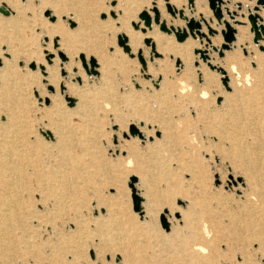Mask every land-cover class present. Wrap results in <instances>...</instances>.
<instances>
[{
    "label": "rangeland",
    "instance_id": "rangeland-1",
    "mask_svg": "<svg viewBox=\"0 0 264 264\" xmlns=\"http://www.w3.org/2000/svg\"><path fill=\"white\" fill-rule=\"evenodd\" d=\"M22 1L17 23L10 17L15 16L14 13L7 16L0 13V79L3 80L0 123L9 112L21 123L29 124L30 140L38 138L45 144L53 143L52 132L47 126L48 121L56 119L50 95L56 94L63 102L62 108L71 109L73 105H68L64 84L80 83V75H72L76 67L55 71V84L47 81L41 66L35 70L36 62L48 63L45 55L51 54L47 53V46L57 47L49 43V37L58 39V32H62L73 46V57L87 80L98 81L99 72L94 69L97 55L105 54L113 59L114 48L125 56V65L130 70L126 77L113 73L108 94L99 99V106L82 130L75 131L76 119L70 117L73 123L68 142L60 149L59 156H53V159L65 157L68 162L69 178L60 182L63 192L53 198V203L64 205V208L55 214L49 213L43 209L49 201L39 200L36 192L31 194V199L19 195L7 197L4 204L3 200L0 202V208H5V212L0 211V264H126L125 261L130 259L161 260L153 254L157 247L153 244L155 237L151 235L166 236L171 227L182 233L181 215L190 208L191 199L203 197L199 188L220 193L217 196L225 202L226 214L232 215L235 212L233 199L249 188L244 178H250L255 172L264 181V39L256 44L253 42L247 20V9L252 11L255 0H223L222 7L220 1V20L213 16L207 0H198V6L208 15L205 20L210 28L202 37H195L199 45L190 51L189 70L179 57L152 55L145 39L140 41L136 56V52L130 53L124 28L142 34L146 26L138 15L148 11L153 0ZM236 3H240V9ZM162 4L167 17L173 18L166 11L163 0ZM193 8V0L191 4L185 0L177 9L190 12ZM46 11L54 16L53 20ZM260 11L264 13V10ZM232 12H235L233 18L230 17ZM187 18L198 20L200 15ZM261 18L264 19V14ZM261 18L257 20L258 24H262ZM234 20H241V23H234ZM186 22L183 20L185 29ZM226 23L235 29V33L237 26L247 27L248 42L240 47L239 58L249 56L250 59L241 71L249 68L251 86L258 88L255 100L245 112L235 115L234 123L221 110L223 94L233 92V85H228V76L234 73L225 70V66H229L225 54L235 49L231 47L235 33L228 47H222L220 31L225 29ZM209 30L215 33H208ZM158 31L167 35L166 31L159 28ZM172 36L179 43L175 35ZM118 38H125L127 52L118 45ZM143 48H148L144 58L141 56ZM85 57L88 64H85ZM138 57L143 59L145 68L142 69ZM2 59L8 62L3 69ZM161 60L168 66L167 74L159 68L146 70L148 64L161 67ZM64 61L66 59L62 57L61 62ZM113 62L117 67L118 61ZM31 63L34 69L30 67ZM91 70L95 72L91 73ZM227 72L225 87L222 77ZM161 77L170 83L169 89H159ZM241 78V84L234 87L244 93L251 86ZM179 90H183L181 95L199 99L197 108L186 98L177 96ZM130 126L135 127L141 137L129 135ZM145 130L151 132L146 134ZM163 132L166 136L161 139ZM123 133L128 134L127 137H123ZM8 141L9 138L0 133V143L7 144ZM128 143L135 148L128 150ZM13 146L20 148L15 140ZM36 151L39 162L47 163L46 151ZM134 189L141 198L140 206L146 192L152 191L155 198L158 197L151 213L141 211L139 215L134 212ZM31 202L38 204L34 212L29 211ZM130 215L132 223L129 222ZM240 215L243 221L235 225L234 233L244 237L248 231H244L243 224L262 217V213L254 205L252 209L242 210ZM226 217L220 218L222 225H226ZM216 219L210 218L209 226ZM162 220L167 229L162 226ZM152 228L155 229L153 233ZM227 231V228L222 230L223 233ZM206 234V239L210 240L212 232ZM203 246L207 248L204 254L209 255L211 245L207 242ZM228 252L220 245L217 264H264L254 255L241 260L235 253Z\"/></svg>",
    "mask_w": 264,
    "mask_h": 264
},
{
    "label": "bare ground",
    "instance_id": "bare-ground-1",
    "mask_svg": "<svg viewBox=\"0 0 264 264\" xmlns=\"http://www.w3.org/2000/svg\"><path fill=\"white\" fill-rule=\"evenodd\" d=\"M2 1L3 3L0 5H3L9 11V14H15V16L13 15L10 17L12 22L17 23V19L20 18L22 12V0ZM26 1L28 0H24V2ZM163 1L165 7L166 5H169L173 11V14H171L173 18L169 19L167 17L163 9L162 0H153V4L149 10L142 11L146 12V14L150 17V26L146 27L142 34L131 31L129 28L125 27V36L127 39L126 45L129 46L130 53L134 54L136 52V56L139 52L138 49L140 48V41L145 39V42L151 48L150 52L152 55L159 54L163 58H166L168 55H171L172 58L179 57L182 61H184L185 67H187L186 69L189 70L187 62L189 59H191L189 56L190 51L192 48L195 49L199 45V42L195 37H202V35H205V30L210 28L205 20L208 18V15L204 11V8H200L198 6V0H193L194 8L190 12L185 9L183 11L181 9H177L184 4L185 0ZM220 1L222 2L220 5L222 7L225 2L223 0H219V3ZM261 6H258L259 9L256 12L259 19L264 14L263 11H260L264 10ZM156 13L159 19L158 23L153 22L154 15ZM176 15L179 18H177ZM189 15H192L195 18L200 15V18L198 20H195L194 18L188 20L187 16ZM56 18L58 20V17ZM180 18L185 20V22L188 20L186 25L190 20L196 21L199 23V27L194 28L192 33H190L188 32V28L185 29L183 26V20ZM163 20H165V22ZM262 20L263 21L261 23L264 26V19ZM160 23H164L166 28L169 29V32H166L167 35L158 31ZM170 27L173 29H170ZM182 31L187 33L186 37L184 38L185 40L182 42L178 41L179 43H176L172 34L175 35V32ZM58 34V39H54L52 36V38L49 37V43L57 45L56 48H52L50 45L47 46L46 51L48 54H51V56L45 55V57H47V62L49 64H41L38 61L35 64V70L41 66L43 68L42 73L45 75L47 81L51 84H55V80H57L55 71L61 69L63 71H69L70 69L76 67V71L75 73H72V75H75V77L76 75H80V83L66 82L64 84V93L67 95L66 98L71 97L74 99L71 109L62 108L64 106L61 99L58 98V96L54 93L50 95L51 101L54 102L56 119L55 121H48L47 126L52 132V136L54 138L53 143L48 145L40 141L38 138L30 140L28 136L32 133V131L29 128V124L21 123L19 120L15 119L13 114L9 112H7L4 121L0 123V133L9 138V141L6 142L7 144L0 143V202L2 203L3 200L4 204V199L7 200V197L13 198L19 197V195H25L27 199H31V194L36 192L38 193L36 196L39 200L46 199L49 201L47 202V206L43 207V209H46L49 213L54 214L62 210V207L64 208V205L53 203V198L56 196V194L58 195L59 192H63V186L60 187V182L63 183V179L69 177L67 175V158L58 157L57 159H53V156H59L60 149H62L64 144L68 142V136L72 132L71 123H73L71 122L70 117L73 116L76 119V122H74L75 131L82 130L83 127L88 123L87 120H89L91 113L99 106V99L102 96L108 94V84L113 73L118 72L123 77H126L127 70H130L127 69L125 65V56L120 54L118 50L114 48L113 59L106 56L105 54L97 55L96 67L94 69L99 72L98 81L94 83L93 80H87L79 68L78 61H76V59L73 57V46L65 40L63 37L64 34L62 32H58ZM246 42H248L246 25L237 26L235 40L231 44V47L234 46L235 49H232L230 52L225 54V60L229 64L227 68L225 66V70L229 69L234 73L233 75L228 76L227 72V75L225 74V78L228 76V85H233V92L230 94H223L221 110L223 113H225L226 117L228 116L232 123H234L233 119L235 118V115H238L240 112H245L258 95V88H256V85L251 86L250 69L248 68L244 70V72L241 71V67L247 64L248 59H250L249 56L239 58L240 47ZM147 49L148 48L141 49V56L143 58L147 54ZM13 56L14 54L11 52V58H13ZM62 57L66 59V61L61 62ZM84 59L85 64H88V58L85 57ZM114 60L118 61L117 67L114 66ZM2 62L3 65L1 69L7 67L8 65V62L5 59H2ZM161 62L162 64L158 63V65L161 64V67L158 66L157 68H154V66L157 64H148L146 70L154 71L155 69L159 68L163 74H167L169 72L168 66L165 63V60H161ZM222 64L225 65L223 62ZM241 77H243L246 85L251 86L250 88L246 89V92L244 93H240V91L234 87L235 85L241 84L239 82ZM160 79L159 89H169L171 87L170 83L166 79L163 77ZM2 84L3 80L1 78L0 86H2ZM53 90L56 92V88ZM179 92L180 93H176L177 96L180 98H186L188 103H190L194 108H197L199 99L189 95H181L183 90H179ZM217 92L222 93L220 91ZM238 102H241L242 105H239L241 103L238 104ZM220 130L221 129H219V131ZM150 132L151 131L145 130L146 134ZM165 136L166 135L163 132L161 139ZM14 140L19 142L20 148L16 149L13 146ZM127 147L128 150L131 148L134 149L135 145L130 146L128 143ZM36 150L46 151L45 154L48 156L47 163L45 162L44 164L39 162V157L36 155ZM244 180L245 185L249 186V188L248 190H243L240 196H237L233 199V202H235V212L232 215H230L229 212L226 214V204L224 201L220 200V197L217 196L220 193H216L215 191L207 192L204 188H199L200 193H203V197L199 196V198L191 199L189 202L190 208H188V210L181 215L184 226L182 233L177 231L178 229L176 227H171L170 232L166 235L168 237L158 233L151 235L155 237L156 241L153 244L157 247L154 249L153 254L161 260L154 259L153 261L151 260L147 262V260H128L127 258L128 261L124 260L125 263L217 264L218 248L220 245H224L226 250L229 251L228 254L231 253L234 255L235 253V255L241 260H244L247 256L254 255L264 262V181L261 179L259 173L256 174L255 172L251 173L250 178L245 177ZM153 194L154 192L149 191L146 192L144 196H142L143 201L141 203V211H143L144 214L151 213V211L154 209V204L158 201V197L155 198V194ZM32 202L30 204L29 211L34 212L36 211L38 204ZM254 205L257 207L258 211L262 213V217H257L246 221L243 226L245 227L244 231L248 232L244 234V237L236 236L234 233L236 231L234 229L235 225H240L239 223L243 221L240 215L241 211L244 209H252ZM4 210L5 208H0V211L5 212ZM234 214L237 217L234 216ZM225 215L227 216L225 219L226 225H222V219L220 218ZM128 218L130 220L129 222L132 223V216L130 215ZM210 218L217 219L212 222L213 225L210 224L209 226ZM225 228L228 230L227 233L222 232V230ZM154 230L155 229L152 228L151 233H153ZM209 231L212 232V237L210 240H207L205 236H207L206 233ZM237 239L238 241H236ZM207 242L208 245H211L210 248H208L210 251L209 255L204 254L205 249L207 248L203 245H205Z\"/></svg>",
    "mask_w": 264,
    "mask_h": 264
},
{
    "label": "water",
    "instance_id": "water-1",
    "mask_svg": "<svg viewBox=\"0 0 264 264\" xmlns=\"http://www.w3.org/2000/svg\"><path fill=\"white\" fill-rule=\"evenodd\" d=\"M208 2V7L210 8V10L212 11L213 16L215 17V19L220 20L222 18V12L219 6V0H207ZM188 3L191 4V0H188ZM261 6L264 9V0H255V4L252 7V11L250 9H248V14H247V20L249 22V30L250 32L253 33V42L256 44L259 40L264 39V26L262 24H258L257 20L259 19L258 14L256 13L257 10L259 9L258 6ZM236 7L238 9L241 8L240 3H236ZM166 11L169 12L170 14H173V11L171 10L169 5H166ZM0 13L3 15H9V11L3 6L0 5ZM113 16V12L110 13ZM235 14V12L230 13V17L233 18V15ZM46 15L49 16L50 20H53L54 16L49 15V11H46ZM138 17L143 21V25L146 27H149L151 24V19L150 17L146 14V12H141ZM158 15L157 13L154 15L153 18V22L154 23H158ZM234 23H241L237 20L233 21ZM199 27V23L193 20H190L187 23V28H188V32L192 33V30L194 28H198ZM159 29L161 31H166L169 32V29L166 28L164 23H160L159 24ZM170 29H173L172 27H170ZM208 33H215L214 30H209ZM222 37H223V43H222V47L227 48L228 44L231 43L234 40V33H235V29L228 23L225 24V29L220 31ZM187 33L185 31L182 32H175V39L177 41H182L184 40V38L186 37ZM125 38H118L117 43L118 45H120L123 49V51L127 52V46L125 45ZM261 50L262 47L258 46ZM194 53H197V50H194ZM218 54L221 55V51H218ZM138 60L141 63L142 69L145 68V63L143 61L142 58L138 57ZM30 67L32 69H34V64H30ZM213 69V68H212ZM94 70H91V73H94ZM226 78L222 77V83L224 84L225 87H227L226 84ZM68 105L72 106L73 105V100L70 98H66ZM138 134V136L141 137V135L138 133L137 129L133 126H130L129 128V135H135ZM128 134L123 133L122 136L123 137H127ZM156 136H159V133L156 132L155 133ZM140 202H141V198L140 196H138V194H136L135 189L134 192L132 193V208L134 210V212H137L139 215H141V206H140ZM162 226L167 229V225L166 222L164 220H162Z\"/></svg>",
    "mask_w": 264,
    "mask_h": 264
}]
</instances>
